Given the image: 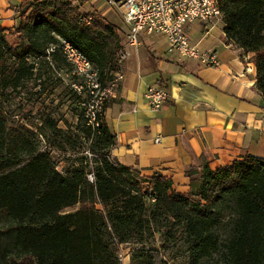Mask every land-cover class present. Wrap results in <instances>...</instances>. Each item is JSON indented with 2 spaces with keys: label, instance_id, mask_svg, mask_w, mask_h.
I'll return each mask as SVG.
<instances>
[{
  "label": "trees",
  "instance_id": "trees-1",
  "mask_svg": "<svg viewBox=\"0 0 264 264\" xmlns=\"http://www.w3.org/2000/svg\"><path fill=\"white\" fill-rule=\"evenodd\" d=\"M23 5L29 16L15 32L17 45L7 41L0 27L5 48L0 52V97L2 90L32 75L40 59L62 57L73 67L61 51L63 42L92 65L102 89L112 84L123 48L115 26L95 13L80 12L75 0H25ZM219 5L226 42L253 54L257 88L264 97V0H219ZM52 47L57 49L49 53ZM84 125L86 139L93 137L91 150L100 157L89 172L82 166L63 174L0 114V215L12 222L0 237L4 264H119L104 242L108 225L96 205L106 209L122 241L138 237L142 227L134 206L143 204V185L156 200L154 216L169 217L189 237L192 264H201L218 248L225 264H264L263 158L247 155L215 171L207 162L192 166L186 171L190 190L180 194L171 178L145 177L111 161L115 136L104 117H97L95 128L87 119ZM24 157L29 161L18 167ZM226 208L232 213L227 236L220 240L213 229Z\"/></svg>",
  "mask_w": 264,
  "mask_h": 264
},
{
  "label": "crops",
  "instance_id": "crops-1",
  "mask_svg": "<svg viewBox=\"0 0 264 264\" xmlns=\"http://www.w3.org/2000/svg\"><path fill=\"white\" fill-rule=\"evenodd\" d=\"M24 1L0 0V27L11 45L23 21ZM76 2L80 12L97 14L125 38L123 9L108 0ZM186 34L199 50L217 51L220 66L175 60L166 53L164 39L144 35L139 46L126 47L124 79L104 114L115 136L112 158L142 176L171 178L180 194L190 190L186 171L192 166L207 162L215 171L247 155L264 159V97L253 54L226 42L223 21L190 24ZM152 86L169 91L160 112L152 111L145 97Z\"/></svg>",
  "mask_w": 264,
  "mask_h": 264
},
{
  "label": "rangeland",
  "instance_id": "rangeland-1",
  "mask_svg": "<svg viewBox=\"0 0 264 264\" xmlns=\"http://www.w3.org/2000/svg\"><path fill=\"white\" fill-rule=\"evenodd\" d=\"M24 15L25 21L29 11L26 10ZM19 42L17 37L13 45ZM63 60L62 57L60 61L40 59L32 75L23 78L16 87L2 90L0 114L9 127L24 132L39 152L47 154L59 172L66 174L82 166H87L89 172L94 160L100 155L91 150L95 146L93 137L89 141L86 139V116L80 103L88 99V94L85 91L80 94L78 90L85 81L78 78L74 68ZM28 161L29 158L24 157V162L18 167ZM111 161L116 163L114 159ZM143 188V204L134 206L142 229L138 231V237L128 241H122L121 234L112 229L106 218V209L101 204L96 205L108 225V229H104L103 238L110 252L119 264H192V243L189 237L169 217L154 216V198L146 192L147 185H143ZM77 209L75 207L68 212ZM231 213L229 209H224L219 216V224L213 229L220 240L227 236L225 226ZM11 224L5 214L0 215V237L11 229ZM4 262L0 254V264ZM201 264H225L223 249L213 251Z\"/></svg>",
  "mask_w": 264,
  "mask_h": 264
},
{
  "label": "built area",
  "instance_id": "built-area-1",
  "mask_svg": "<svg viewBox=\"0 0 264 264\" xmlns=\"http://www.w3.org/2000/svg\"><path fill=\"white\" fill-rule=\"evenodd\" d=\"M108 3L125 11L124 21L128 26V31L123 39L122 50L119 53L121 68L112 79L113 88H115V97H117L118 88L124 79L122 69L123 62L128 58L126 47H137L140 45L142 37L158 36L166 42V53L178 61L194 60L205 67L218 68L220 66L218 53L215 50L201 51L192 45L187 34L186 27L195 23H217L222 22L224 13L220 8L219 0H119L114 2L108 0ZM60 47H65L63 43ZM57 49V48H56ZM56 49H49L54 52ZM5 51L0 34V52ZM66 54H71L72 59L79 62L87 70V63L77 57L75 52L66 48ZM87 87L88 99L80 103L81 110L85 112L88 125L95 128L93 123L90 99L93 98L95 83L93 76L90 75V81H85ZM79 93L85 91L80 87ZM150 109L154 112H160L168 104L170 95L165 86H152L145 95ZM114 98H104V106H101V117H104L106 105ZM160 142V139H156ZM113 159V158H111ZM90 182L94 181L92 175L88 176ZM155 202V198L153 199Z\"/></svg>",
  "mask_w": 264,
  "mask_h": 264
},
{
  "label": "bare ground",
  "instance_id": "bare-ground-1",
  "mask_svg": "<svg viewBox=\"0 0 264 264\" xmlns=\"http://www.w3.org/2000/svg\"><path fill=\"white\" fill-rule=\"evenodd\" d=\"M63 45H65L68 50L75 52L77 54V57L83 60V63H87L89 74H87L86 68L82 66L81 63L76 62L75 60L72 59L71 54H66L65 47H61V51L63 52L64 56L73 65L75 69V74L78 75L79 77H82L85 81H90V75L93 76L95 83V91H93V98L90 99V108H91L93 123L95 124L97 117L101 115V106H103L104 98L106 96V91H107V98H112L115 95V88H113V83L109 87L102 89L101 85L98 82L97 72L93 69L92 65L82 56L81 53H79L71 45L65 42H63ZM51 49H56V48L52 47Z\"/></svg>",
  "mask_w": 264,
  "mask_h": 264
}]
</instances>
